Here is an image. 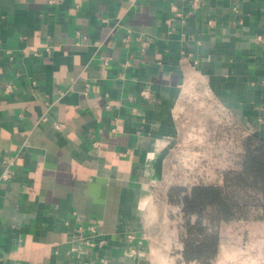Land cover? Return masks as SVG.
Returning <instances> with one entry per match:
<instances>
[{
	"label": "crops",
	"instance_id": "crops-1",
	"mask_svg": "<svg viewBox=\"0 0 264 264\" xmlns=\"http://www.w3.org/2000/svg\"><path fill=\"white\" fill-rule=\"evenodd\" d=\"M173 2L0 0V264H175L153 187L187 97L264 136V0Z\"/></svg>",
	"mask_w": 264,
	"mask_h": 264
},
{
	"label": "rangeland",
	"instance_id": "rangeland-1",
	"mask_svg": "<svg viewBox=\"0 0 264 264\" xmlns=\"http://www.w3.org/2000/svg\"><path fill=\"white\" fill-rule=\"evenodd\" d=\"M204 97H187L190 104L180 136L170 148L164 177L153 187L163 252L179 254L175 264H264V205L254 191L227 180L239 169L243 138L259 133L215 103L204 106ZM209 185L217 187L221 197L233 199L234 218H213L211 206L192 200L194 187ZM210 234L217 239L213 257L184 255L186 246Z\"/></svg>",
	"mask_w": 264,
	"mask_h": 264
},
{
	"label": "trees",
	"instance_id": "trees-1",
	"mask_svg": "<svg viewBox=\"0 0 264 264\" xmlns=\"http://www.w3.org/2000/svg\"><path fill=\"white\" fill-rule=\"evenodd\" d=\"M239 169L229 178V184L242 185L259 195L261 205H264V136L251 134L243 138V152L238 161ZM229 173V172H228ZM192 200L200 199L201 206H211L213 218L230 220L234 218L236 210L233 199L221 197L217 187L197 186L191 190ZM184 199L187 201V197ZM197 244L186 246L184 255L187 258L197 257L205 260L215 255L217 239L213 234L197 240Z\"/></svg>",
	"mask_w": 264,
	"mask_h": 264
},
{
	"label": "built area",
	"instance_id": "built-area-1",
	"mask_svg": "<svg viewBox=\"0 0 264 264\" xmlns=\"http://www.w3.org/2000/svg\"><path fill=\"white\" fill-rule=\"evenodd\" d=\"M174 1L175 2H173L171 4V11L175 16L181 17L183 15V12H182L181 7L179 5H180V3H183L186 0H174ZM187 1L190 2V6L192 9L195 8L200 2V0H187ZM188 12H190V10ZM48 49H49L48 47H45V50H48ZM6 89L8 90V87ZM140 95L145 97V98L149 97L148 88L147 87L141 88ZM94 144H96V142H94ZM10 177H11V172L8 168H5L0 174V179H8ZM76 231H77L79 237L82 238L87 245H93L95 243L92 240V237L97 235V229L93 223H90L87 227L78 226L76 228ZM83 233H86V234L82 235ZM128 237H132V236L128 235ZM98 243H100V244L103 243V240L99 239ZM70 251L77 252V247L73 243H71V245H70ZM133 251H134L133 249H128L125 252L127 255H131Z\"/></svg>",
	"mask_w": 264,
	"mask_h": 264
}]
</instances>
